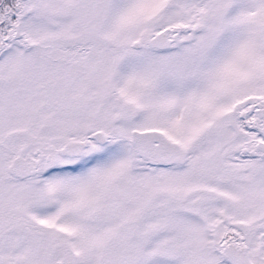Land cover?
Here are the masks:
<instances>
[{
	"label": "snow or ice",
	"instance_id": "1",
	"mask_svg": "<svg viewBox=\"0 0 264 264\" xmlns=\"http://www.w3.org/2000/svg\"><path fill=\"white\" fill-rule=\"evenodd\" d=\"M0 264H264V0H0Z\"/></svg>",
	"mask_w": 264,
	"mask_h": 264
}]
</instances>
